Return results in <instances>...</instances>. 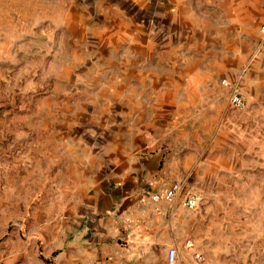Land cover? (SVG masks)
<instances>
[{
	"label": "rangeland",
	"instance_id": "374dc122",
	"mask_svg": "<svg viewBox=\"0 0 264 264\" xmlns=\"http://www.w3.org/2000/svg\"><path fill=\"white\" fill-rule=\"evenodd\" d=\"M144 163L200 197L180 256L264 264V0H0V264Z\"/></svg>",
	"mask_w": 264,
	"mask_h": 264
},
{
	"label": "crops",
	"instance_id": "0c3cea01",
	"mask_svg": "<svg viewBox=\"0 0 264 264\" xmlns=\"http://www.w3.org/2000/svg\"><path fill=\"white\" fill-rule=\"evenodd\" d=\"M151 172L146 163L141 170L123 167L118 180L100 191L68 239L66 264H169V248L177 250L174 264H193L192 257L179 255L193 222L192 213L181 204L182 197L172 205L159 203V213L152 203L139 202L146 185L154 183ZM151 187L163 188L158 184Z\"/></svg>",
	"mask_w": 264,
	"mask_h": 264
},
{
	"label": "built area",
	"instance_id": "2783aa9c",
	"mask_svg": "<svg viewBox=\"0 0 264 264\" xmlns=\"http://www.w3.org/2000/svg\"><path fill=\"white\" fill-rule=\"evenodd\" d=\"M223 86H228L227 80L221 82ZM230 103L232 106L240 108L243 103L238 93L234 92L230 97ZM178 196L182 197V206L190 211L195 210L199 203L200 197L196 194H184L182 188L178 183H173L169 186L163 187L161 189H147L144 190L139 202L141 204H146L148 202L155 205L153 208L154 212L159 213V208L157 205L161 202L172 205ZM166 259L169 264H174L177 259V250L175 248H169L167 250ZM91 264H108L107 261H95Z\"/></svg>",
	"mask_w": 264,
	"mask_h": 264
}]
</instances>
